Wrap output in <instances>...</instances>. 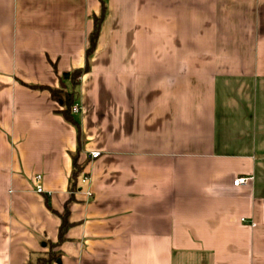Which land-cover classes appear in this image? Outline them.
<instances>
[{"label": "crops", "instance_id": "0c3cea01", "mask_svg": "<svg viewBox=\"0 0 264 264\" xmlns=\"http://www.w3.org/2000/svg\"><path fill=\"white\" fill-rule=\"evenodd\" d=\"M51 250L264 264V0H0V264Z\"/></svg>", "mask_w": 264, "mask_h": 264}, {"label": "trees", "instance_id": "16d2710c", "mask_svg": "<svg viewBox=\"0 0 264 264\" xmlns=\"http://www.w3.org/2000/svg\"><path fill=\"white\" fill-rule=\"evenodd\" d=\"M101 22H102V17L95 19L94 29H93V31L91 33V37H90V46L88 48V55L91 54L95 50L96 43H97L98 36H99ZM80 73H81V70L78 69V70H75L73 73H64V75L62 77H63V79L71 78L73 84L76 85L78 78L80 76ZM30 87L45 88L44 86H39V85H30ZM48 89L51 92V95L54 98V100L61 102L62 105L64 106L62 109V114L64 115V117L70 121L75 122L73 117H72V112H73L72 107L75 105V101H76L75 90L67 91L63 88H48ZM75 123L77 124V122H75ZM79 171H80V167L77 164V161L75 159L74 160V171L72 173V179L77 178ZM67 226H68V222H67V219L64 215L63 223L61 225V230H60V239L57 242V244H59L64 239V232H65ZM59 257H60V254L58 252L51 250L43 258L39 259L37 264H50L52 261L58 259Z\"/></svg>", "mask_w": 264, "mask_h": 264}, {"label": "built area", "instance_id": "2783aa9c", "mask_svg": "<svg viewBox=\"0 0 264 264\" xmlns=\"http://www.w3.org/2000/svg\"><path fill=\"white\" fill-rule=\"evenodd\" d=\"M80 110H81V108H80V106L79 105H74L73 107H72V111H73V113H78V112H80ZM91 156L93 157V158H96V157H98L99 156V151H93L92 153H91ZM88 178V176L87 175H85L84 177H83V181H86V179ZM41 179H42V175H37L36 176V191L37 192H40V193H43V192H45V189H44V186L42 185V183H41ZM247 181V178H245V177H239V178H237L235 181H234V183H235V185H238L239 183H245ZM252 225H255V223L253 222L252 223Z\"/></svg>", "mask_w": 264, "mask_h": 264}, {"label": "water", "instance_id": "95a60500", "mask_svg": "<svg viewBox=\"0 0 264 264\" xmlns=\"http://www.w3.org/2000/svg\"><path fill=\"white\" fill-rule=\"evenodd\" d=\"M63 87H65V84L63 83Z\"/></svg>", "mask_w": 264, "mask_h": 264}]
</instances>
